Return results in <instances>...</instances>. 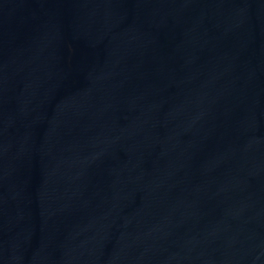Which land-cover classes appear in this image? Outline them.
Wrapping results in <instances>:
<instances>
[{
    "label": "water",
    "instance_id": "95a60500",
    "mask_svg": "<svg viewBox=\"0 0 264 264\" xmlns=\"http://www.w3.org/2000/svg\"><path fill=\"white\" fill-rule=\"evenodd\" d=\"M0 264H264V0H0Z\"/></svg>",
    "mask_w": 264,
    "mask_h": 264
}]
</instances>
